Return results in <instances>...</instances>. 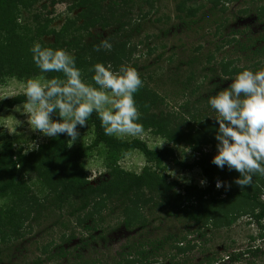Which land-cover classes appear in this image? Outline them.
<instances>
[{"label":"trees","instance_id":"trees-1","mask_svg":"<svg viewBox=\"0 0 264 264\" xmlns=\"http://www.w3.org/2000/svg\"><path fill=\"white\" fill-rule=\"evenodd\" d=\"M70 1L72 5L69 6L68 12L75 9L81 12L73 21H68L57 31L50 28L51 22L48 19L42 21L41 14H34L28 21L18 22V15L23 12V9L31 8L34 5L33 1L30 3L26 0H0V81L7 76L18 80H27L37 75H44L48 79L54 76L62 78L60 73L42 74L35 66L30 53L34 42H40L43 46L54 49H66L75 56L76 66L83 70L86 79L89 80L92 73L87 70L95 63H111L114 69L129 66L136 46L131 45L130 37L133 31H126L131 27V23H125L123 22L125 18L117 16L120 11L118 4L110 0L111 4L102 8L104 0ZM123 1L129 3L131 0ZM140 1H144V4L124 5L137 6L141 14L142 5L149 7L150 10L154 7L151 0ZM190 1L193 0H181L176 5L178 19L181 20L180 16H182L189 20L196 16L199 8L188 7L187 3ZM52 3L57 2L53 0ZM210 3L213 8L220 5L218 0H211ZM250 11L245 8L241 13L247 15ZM253 12L256 21L263 26L261 34L256 38L249 37L242 43L239 42V37L245 32L233 31L229 34V40L221 39L220 45L233 46L234 51L243 52L249 60L261 58V61L251 67V70L257 71L264 68V5L258 6ZM148 13H144L142 17L145 19ZM79 22H81L80 25L76 27ZM94 28L101 30L115 28L114 33L107 39L113 45L110 52L103 49L99 52L95 51L94 48L99 44L97 40L85 42L86 37H92L90 33ZM223 28H225L223 23L216 25L215 34L222 35ZM47 36H52L51 44H43L42 38ZM219 49L221 47L217 46L215 51ZM200 50L201 47L195 48L193 53H196L194 55L196 59H190L186 63L187 76L179 74L178 70L176 72H173L175 69L169 70L173 73L174 79L182 80L180 93L189 92L190 97L204 88L200 80H204L206 75H199L200 66L203 72H208L210 75L216 73L214 68H208L214 60V53H207L204 58L201 55V59L197 54ZM160 57L158 56L157 60ZM171 65H173L172 59L168 58L167 66ZM131 67L135 68L136 65L132 64ZM243 69L247 67L239 68L232 60L223 59L218 65L220 77L234 76ZM145 70L147 71L146 68ZM139 73L143 80V87L134 95V99L141 113L139 122L143 124L144 131L162 136L171 143L188 142L194 146H212L217 150L218 142L215 136L218 124L215 119L201 117L196 122L195 115L198 113V108L192 112L185 102L181 105L183 109L181 115L192 119L196 125L190 122L184 126L177 123V117L173 113L162 109L166 97L160 93L161 90L157 86V79L160 80L157 72ZM221 90L219 87L216 91L210 90L213 93L207 94L198 102L202 106L201 111L214 113L208 105V99ZM25 100L24 94H19L0 101V114L5 110L23 105ZM51 118L59 120L55 113ZM88 124L93 128L95 135L90 148L102 145L110 151L137 150L157 168L164 162L170 161L182 171L199 169L206 178L207 186L205 188L184 187L182 192H178L165 177L160 176L152 168H144L140 174L110 168L107 178H100L93 186L92 181L87 180L80 164L84 150L71 154L62 134L51 138L49 143L42 146L37 153L26 157L20 155L16 157L11 146L5 144L0 148V197H10L11 201L4 208H0V264H3L14 242L22 240L26 232L30 233L35 225L40 227L50 217L54 219L51 222L52 227L60 229L61 234L58 240L61 245L54 253L51 251L53 242L37 247L36 250L40 251V256L28 264H58L62 259L66 262L73 251L68 249V245L76 239L77 230L80 232L83 230L84 233L100 230L98 238L101 239L106 232L101 225L105 223V217H109L114 212L119 214L116 224L129 232L146 231L156 221V217L163 214V220L181 221L184 228L196 235L209 227L214 229L230 227L238 217L247 215L251 219L250 223L256 224L259 231L256 237L250 236L249 241L251 243L260 241L259 246L251 245L244 250L228 253L223 258H206L200 264H256L258 260L260 264H264V201L261 199L264 177L256 175L253 177L251 186L242 188L234 184L239 173L234 170L229 171L227 167L220 169L211 163L216 153L202 154L192 163H183L177 159L172 147L153 151L140 139L125 141L105 135L96 113L90 117ZM33 179L41 181L46 188L44 196L39 197L38 193L30 191L27 182ZM217 180L222 182V189L216 190ZM52 227L50 231L53 230ZM48 232L46 231L47 234ZM85 235L88 236V234ZM185 240L186 238L178 239V237L169 236L163 241H158L159 245H156V241L153 242L147 238L143 242L129 243L127 253L121 254L119 261L113 260V264H142V261L155 255L156 251L162 250L163 246L168 244L175 250L176 256H179L183 253L181 248L183 246L178 245H183ZM173 242L176 246L172 245ZM86 245L85 243L84 246L81 245V248L80 245L77 247L83 249ZM42 257L45 258L41 259ZM67 261L69 264L70 260ZM183 263L190 264L188 261ZM74 264H103V262L94 260L90 254L83 255L80 251L75 256Z\"/></svg>","mask_w":264,"mask_h":264},{"label":"rangeland","instance_id":"rangeland-1","mask_svg":"<svg viewBox=\"0 0 264 264\" xmlns=\"http://www.w3.org/2000/svg\"><path fill=\"white\" fill-rule=\"evenodd\" d=\"M26 1L30 3L33 1L34 5L27 10L23 9V12L18 15V22L28 21L34 14H41L42 21L48 19L51 22L50 28L57 31L68 21H73L81 12L79 9L68 12L69 6L72 5L70 0H55L57 3L54 4L52 3L53 0ZM115 2L120 7L117 16L125 18L123 22L131 23V27L126 31H133L130 39L131 45L136 46V49L129 66L135 64L137 71L144 74L147 71L148 73L157 72L160 78V80L157 79V86L161 90L160 93L166 97L162 109L165 112L173 113L177 117V123L183 124V126L189 122L193 123L192 119L181 115L183 113L181 105L185 102H187V106L192 112L198 108V113L195 115L197 118L196 122L201 117L206 116H208L206 117L207 119H215V117H211L215 113H204L201 111L202 106L198 102L205 98L207 94L216 91L218 87L223 90L231 84V80H221L218 71V65L223 59L225 61L232 60L239 68L246 66L247 69H251L253 64L261 61V58L249 60V57L243 52L234 51L233 46L225 47L220 44L221 39L229 40V34L233 31L245 32L244 34L241 33L239 37V42L242 43L249 37L256 38L261 34L263 26L256 21L253 10L258 6L264 5V0H218L220 5L217 8L212 7L211 0H193L188 2L187 6L199 9H197L196 16L189 20L184 19L182 16H180L181 20L178 19L179 14L176 12V5L181 0H151L154 7L150 10L149 7L142 5V14L137 6H125L124 4H144V1L131 0L128 3L123 0H114ZM61 3H67L68 8L66 11H61L57 8V5ZM108 4H111L110 0H104L102 8ZM245 8L251 10L247 15L241 13ZM147 12L149 13L144 19L142 16ZM220 23H223L225 28L221 30L222 35L219 36L215 33L216 25ZM114 30L115 28L106 30L94 28L92 33H90L92 37H86L85 42L90 43L97 40V43L100 44L101 40L108 39L114 33ZM42 42L43 44H51L52 36L43 37ZM217 46H220L221 49L216 52L215 48ZM197 47H201L200 52L197 53L201 59V55L204 58L207 53H214V60L208 68H214L216 73L210 75L208 72H203L200 66L198 68L199 75H206L204 80L200 77L202 79L200 82L202 81L204 88L190 97L188 96L189 92L180 93L182 80L174 79L173 73L169 70L175 69L173 72L178 70L179 74L187 76L186 63L190 59H196L194 57L196 53L194 54L193 51ZM158 56H161L159 60H157ZM168 58L172 59L173 65L167 66ZM197 60H199L198 57ZM38 76L40 75L31 76L29 79ZM27 80H18L9 76L4 77L0 81V97H7L0 99V101L24 94V86ZM87 80L91 82V80ZM210 90L213 91L210 92ZM172 106H179L180 112H174ZM25 111L23 105H19L0 114V148L5 144L10 145L16 157L18 155L26 157L32 153L35 154L51 140L50 137H45L38 131L31 129L30 122H27ZM16 120L20 123L15 126ZM193 124L196 125V123ZM77 131L79 132V137L70 147L68 146L69 138L66 134L62 135L65 137L66 147L71 154L84 150L80 164L89 182L97 183L100 178H107L110 168L120 169L132 174H140L144 168H152L160 176L165 177L166 181L173 185L178 192H182L184 187L205 188L207 186L206 178L199 169L182 171L170 161L164 162L161 167L157 168L137 150L110 151L102 145L90 148L89 146L95 139L93 128L87 124L85 127H78ZM111 137L125 141L140 139L153 151L172 147L175 150L177 159L183 163H192L202 154L217 152L212 146H194L188 142L171 143L162 136L154 135L149 131H144L143 135L139 137ZM162 142L164 143L159 146ZM33 145H36V147L33 148ZM262 179L264 180V178ZM202 180L205 181L204 184H201ZM27 186L30 191L38 193L39 197L44 196L46 193V188L38 179L27 182ZM219 189H222V187ZM219 189L216 188V190ZM263 197L264 190L261 193V199L264 201ZM10 201V197H0V208H4ZM108 214L110 213L108 212ZM156 218L153 225L146 231L139 232L134 230L129 232L124 230L121 225L116 224L119 214L114 212L109 217H105V223L101 225L106 231L101 239L98 238L101 233L100 230L88 233H84L83 230H81L82 232L77 230L76 239L68 245L69 250L73 249L72 255L66 259V262L65 259H62L58 264H67L68 259L70 260L69 264H74L75 256L80 251L86 256L90 254L94 260H101L103 264H113V260L119 261L121 254L127 253V245L129 243L143 242L146 238L153 242L156 241V245H159L158 241H163L169 236L178 237V239L186 238V240L183 241V245H178L179 247L183 246L181 247L183 248V253L179 256H176L175 250L169 247L168 244L163 246L162 250L156 251L155 255H151L147 260L142 261V264H182L185 261L190 264H200L206 258H223L233 251H241L251 245L259 246L260 244V241L255 243L249 241V237H256L259 231L256 224L250 223L251 219L247 215L238 217L230 227H221L219 229L209 227L197 235L184 228L181 221L163 220V214H159ZM53 220L50 217L40 227L35 225L30 233L26 232L22 240L14 242L9 248V253L4 258L3 264H28L40 256V251L36 250V248L50 242H53L51 251L54 253L61 245L58 240L61 233L59 228L52 227L51 222ZM71 226L73 227L74 225ZM51 227L53 230L50 231ZM190 229L192 230L193 227ZM46 231H49L48 234ZM85 234H88V236ZM35 242L36 245H34ZM174 242L172 245L176 246ZM85 243L87 244L86 247L80 249L81 245L84 246ZM77 245H80V248ZM64 246L66 247V245ZM44 258L42 257L41 259ZM256 264H260V260Z\"/></svg>","mask_w":264,"mask_h":264},{"label":"clouds","instance_id":"clouds-1","mask_svg":"<svg viewBox=\"0 0 264 264\" xmlns=\"http://www.w3.org/2000/svg\"><path fill=\"white\" fill-rule=\"evenodd\" d=\"M57 8L66 11L68 5L61 3ZM112 48V43L104 39L94 50L110 52ZM30 53L32 62L42 74H62V78L48 79L40 75L25 82L23 107L32 130L50 138L66 134L70 147L79 137L78 127H85L96 113L107 136L143 135L144 126L139 122L141 113L134 99L143 87V80L136 68L114 69L111 63L98 62L87 70L92 73L91 82H88L83 70L76 66L75 56L66 49L34 42ZM221 80L232 82L208 99L215 113L211 117H215L218 124L217 152L211 163L239 173L234 182L243 188L252 185L254 176L264 177V68L243 69L234 76H222ZM172 110L180 112L181 109L172 106ZM53 113L59 120L51 118ZM19 123L17 121L15 126ZM204 183L202 180L201 184ZM222 186L217 180L215 187Z\"/></svg>","mask_w":264,"mask_h":264},{"label":"built area","instance_id":"built-area-1","mask_svg":"<svg viewBox=\"0 0 264 264\" xmlns=\"http://www.w3.org/2000/svg\"><path fill=\"white\" fill-rule=\"evenodd\" d=\"M91 185H93V186H94V185H95V183L92 181V182H91Z\"/></svg>","mask_w":264,"mask_h":264}]
</instances>
